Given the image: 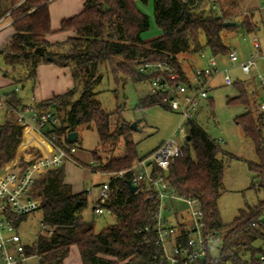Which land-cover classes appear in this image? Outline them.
<instances>
[{"label":"trees","instance_id":"obj_1","mask_svg":"<svg viewBox=\"0 0 264 264\" xmlns=\"http://www.w3.org/2000/svg\"><path fill=\"white\" fill-rule=\"evenodd\" d=\"M54 1L0 0V20L10 13L14 30L9 43L0 50L5 67L10 70L6 75L16 74L15 83H25L36 82L37 71L43 65L71 70L74 85L67 93L33 107L39 115L54 112L58 125L46 126L42 131L47 139L62 148L75 147L68 136L84 127L95 128L103 147L115 145L122 138L123 156L103 163L96 157L97 152L93 153L94 164L89 167L102 174L127 171L145 158L137 155L134 129L120 121L113 127L112 114L95 99L94 89L101 81L104 66L117 83H147L148 77L140 70L144 62L168 60L183 72L181 55L194 57L209 50L211 55L225 57L231 51L225 44V33L240 30L254 33L258 29L250 16L237 21L232 14L221 10L220 3L211 0H154V19L161 35L146 41L143 35L150 30L151 20L141 5H147L150 0H86L83 12L61 23L59 32L72 31L75 36L51 43L47 39L52 34L49 7ZM207 4L210 10L206 9ZM231 6L235 9L236 3L232 2ZM226 22L235 25L225 26ZM233 86L239 95L231 103L237 102L246 108L236 123L254 142L259 158L258 164L249 165L255 174L253 188L264 192V112L259 114L257 109L255 115L251 106V97L259 109L263 98L261 93L256 94L252 82H234ZM139 106L143 110L164 107L158 98L150 96L142 98ZM6 107L7 121L0 125V170L16 157L25 131L15 112L29 109L16 91L8 94ZM190 137L184 157L167 171L168 181L180 195L200 201L206 233L223 235L218 257H211L210 248L205 258L195 264H261L257 257L264 255V250L255 244L264 243V222L260 218L264 201L241 211L233 224L225 225L218 206L223 189L222 147L214 144L196 122L191 125ZM25 155L21 158V169L42 154L30 151ZM74 159L78 161L76 154ZM108 182L107 210L117 223L97 232L94 222H86L82 215L88 207L89 192L73 193L63 168L40 175L32 194L41 203L38 211L43 214L42 222L47 230L37 242L27 246L28 257L38 258L39 264H64L71 248L77 246L82 264H161L165 261L154 230L158 204L151 200L149 192L130 191L129 174L125 178L110 177ZM25 219H17V227Z\"/></svg>","mask_w":264,"mask_h":264},{"label":"rangeland","instance_id":"obj_2","mask_svg":"<svg viewBox=\"0 0 264 264\" xmlns=\"http://www.w3.org/2000/svg\"><path fill=\"white\" fill-rule=\"evenodd\" d=\"M66 1L67 0H55L51 3L53 5L52 10L59 6L61 2ZM231 1L232 0H216L217 3H220L219 7L222 8L221 10L227 13L233 11L236 18L242 15L244 11L252 13L254 20L261 27V30L258 31L257 34L262 42L264 40V27L261 11H259L258 8H251L250 0H237L238 6L235 9L230 5ZM263 6L264 0H261L260 7ZM141 9L150 16L151 20V28L143 35L144 39L149 41L159 37L161 33L154 19V0H150L147 5H141ZM206 9L210 10L208 4L206 5ZM53 18L56 20L59 19L55 14H53ZM10 20L11 19H8L3 25ZM12 32L13 29L9 28V30L0 33V43H4L5 45L7 43L5 42L6 35ZM229 33L230 32L224 34L225 44L230 49L236 50L240 58L242 54L247 52L250 46L249 42H244V36L249 38L252 37V35L243 32V30L237 31L235 36ZM3 48H0V50ZM205 54L209 57L211 56L209 50H206ZM189 58L190 57L186 55H181L179 57L185 69L189 68ZM263 62L264 59L260 60L250 75L243 74L240 67H233V64L230 63L227 58H225L222 63H219V66L220 71L228 67L230 68L229 75L234 82L252 81V83L254 82L257 84L256 75L258 73L264 75V71L260 69V65L263 64ZM6 72L7 68L4 65L3 57L0 53V78L6 83L4 88H0V95L17 92L18 88L19 91L17 94L22 98L23 103L27 106L33 104L34 81L28 80L25 83H15L13 78L16 74L9 73L8 76H5ZM213 85L216 88L210 93V99L202 102L195 122L212 140H224V144L221 145L222 152L220 155L224 161L223 189L218 200V206L223 223L225 225H231L238 218L241 211H247L249 208L259 206L260 202L264 201V192L258 188H253L255 174L249 169V165L259 163L255 144L244 135L243 130L236 123V119L246 113L244 105L237 102L231 103V100L238 97V89L236 86L224 85L222 74L217 75ZM23 86H25V88H22ZM257 87L258 86L255 88L256 94L259 95L261 93V98H263L264 94L260 85L259 91ZM147 89V83L133 84L131 81L117 83L107 66L102 68L101 81L94 89L95 99L101 103L106 112L112 114L111 122L113 127L116 126L117 121L126 123L130 128H132L134 124L137 126L136 130L133 132V140L136 144L139 158L149 156L161 144L167 142L172 137L179 142H184L187 137L186 134L181 136L176 133L181 122L177 113L169 111L161 106H153L144 110L140 108V100L146 96ZM251 98V106L254 107V114L256 115L257 109L258 111L260 110L259 114H262L263 111L261 108H257V103L254 102L253 97ZM6 121L5 108H3L0 111V125L4 124ZM183 128L185 133H189L191 126L189 123H183ZM78 133L79 140L75 142L78 164L67 162L64 165L65 168L64 166L61 168L64 170L66 180L68 179L74 186V189L81 193L89 192L88 207L82 215L86 222H94L96 231L101 232L117 223L116 218L108 212L102 216L92 217L93 200L99 195L100 185L104 182H108L110 177L97 171L93 172L91 170L92 167L89 166L94 164V152H97L96 157L103 163L123 156L125 148L124 141L121 138L115 145L103 147L100 144V138L95 128L84 127L81 128ZM262 135L264 137V128ZM40 146L44 147L42 141L37 140L30 131H24L16 157L6 166L20 168L21 158L26 157L25 154L27 152L33 151L35 154H42ZM260 218L261 221L264 222V210ZM42 220V212L37 211L27 216L21 223L19 233L25 243L30 245L34 244L38 236L46 233ZM256 246L262 247L264 250V243L257 242L255 244V247ZM220 248L221 244L214 246L210 251L211 257H218ZM260 256L261 255H258L257 259H260ZM24 264H39V261L38 258L32 257L24 262Z\"/></svg>","mask_w":264,"mask_h":264},{"label":"built area","instance_id":"obj_3","mask_svg":"<svg viewBox=\"0 0 264 264\" xmlns=\"http://www.w3.org/2000/svg\"><path fill=\"white\" fill-rule=\"evenodd\" d=\"M9 15L10 13L0 20V32L12 25V19L3 25L10 19ZM253 49V53L245 61H241L237 52L232 50L224 58H227L233 67H240L243 74L250 75L258 62L264 58V51L257 38L253 39ZM198 57L207 60V66H190L188 69L184 68L183 72L168 60L144 62L140 66L141 72L148 77L146 96L158 98L162 106L179 115L181 122L176 133L181 136H190V132L185 133L183 123H189L190 126L195 123L202 102L210 98L217 75H223L224 85L234 84L229 75V68L220 71L219 57H209L206 54H200ZM256 80L264 94V75L258 73ZM7 98L8 94L0 95V111L7 108ZM260 108L264 112V95ZM15 115L25 129L47 141L49 152L42 154L24 169L6 166L0 170V264H21L30 259L26 248L33 244L24 242L16 220L40 209V201L32 194L39 176L61 168L67 162L76 163V147L62 148L43 134L42 128L58 125L54 112L46 111L39 115L38 110L31 107L26 112L16 111ZM187 137L184 142L170 138L127 171L105 174L114 178H125L126 174H129V182L138 187V192L140 189L149 192L151 200L158 204L154 213V230L158 245L165 256V261L161 264H195L205 258L208 249L223 241V235L217 232L206 233L200 201L180 195L168 181L167 171L185 155L190 143ZM213 143L221 146L224 142L219 139L213 140ZM156 170L161 172L155 173ZM109 200L110 184L106 182L100 186L98 198L93 202L94 218L109 213ZM260 260L261 264H264V255Z\"/></svg>","mask_w":264,"mask_h":264},{"label":"crops","instance_id":"obj_4","mask_svg":"<svg viewBox=\"0 0 264 264\" xmlns=\"http://www.w3.org/2000/svg\"><path fill=\"white\" fill-rule=\"evenodd\" d=\"M59 1H61V0H59ZM211 1L212 2H216V0H211ZM85 2H86V0H67L66 2H61V4L59 6H57L56 8H53V10H52V6L53 5L52 4L50 5L49 9H50V16H51L52 34L49 35L47 39L51 43L64 42L68 38L75 36V33L72 32V31L64 32V33L59 32L60 28H61V23H62V21L66 20V19H70L72 17H75V16L79 15L81 12H83L84 6H85ZM232 2L236 3V8H237V6H238L237 0H232L230 2V5L232 4ZM260 2H261V0H250L251 6H252V7L251 6L250 7L251 8H258V10L261 11V15L263 17L262 22H263V27H264V6L260 7ZM232 12L230 14H232L231 16H233L235 20L240 21L245 16H250L252 18V20L258 26V29H257L256 32L248 33L249 35H252V37L248 36L249 38H247L246 36H244V38H243L244 42L247 41V42L250 43V46L247 49V52L240 56V59L245 61L251 56V54L254 51V49H253V39L257 38L260 41L261 48L264 51V40L261 42V39L259 38V36L257 34V32L261 30V27L254 20L252 13L244 11L242 13V15H240L238 18H236L235 13L234 12L232 13ZM53 14L58 16L59 19H57V20L54 19L53 18ZM59 24H60V27H59ZM9 28L13 29L11 26H9V27L5 28L4 30H2L0 33H3L4 31L9 30ZM57 28H59V29H57ZM236 32L237 31L230 32L229 34L235 36V34H237ZM243 32H246V31L243 30ZM13 35H14V30H13V32L11 34L6 35V37H5V42H7L6 44L9 43V41L11 40ZM5 45H4V43H0V48H3ZM231 50L237 52L236 50H233V49H231ZM238 56H239V54H238ZM224 59H225L224 57L219 58V63H222V61H224ZM188 63H189L188 64L189 67L190 66H207V60H201L198 56L190 57ZM186 69H188V68H186ZM260 69L262 71H264V62H263V64L260 65ZM7 72H10V70L7 69ZM5 76H7V75H5ZM250 82H252V81H250ZM5 85H6L5 81L0 78V88H4ZM73 85H74V81H73V77H72V74H71V70L69 68H58V67L53 66V65L40 66L38 71H37L36 82H34L33 96H32L33 104L29 105L28 107L31 108L37 103H40V102H43V101H48V100L52 99L54 96H56V95L65 94L73 87ZM256 86H258L257 88H258V91H259L260 88H259L258 83L257 84L254 83L253 89H254V87L256 88ZM22 88H25V86H23ZM215 88L216 87L213 85V89H215ZM5 114H6V117H8L6 112H5ZM26 130H28V129H25V131ZM28 131H30V130H28ZM30 132L35 136V138L37 140L42 141V143L44 144V147L40 146L42 154L48 153L49 152V147H48L47 141H45L43 138H41L36 133H34L32 131H30ZM223 142H224V140H223ZM77 162L78 161H76V164H78ZM64 168H65V166H64ZM66 183L71 185L73 193H75V194L81 193L80 191L74 189V186L68 181V179L66 180ZM104 183H106V182H104ZM104 183H102V184H104ZM99 190H100V187H99ZM96 199H94L93 202ZM92 217L94 218L93 214H92ZM64 264H82L81 254H80L79 248L77 246H73L71 248L70 255H69V257L67 258V260L65 261Z\"/></svg>","mask_w":264,"mask_h":264},{"label":"water","instance_id":"obj_5","mask_svg":"<svg viewBox=\"0 0 264 264\" xmlns=\"http://www.w3.org/2000/svg\"><path fill=\"white\" fill-rule=\"evenodd\" d=\"M233 25H235V23H233V22H226L225 23V26H233ZM237 25H241L240 23H237ZM1 54H2V52H1ZM136 125L134 124L133 126H132V129H134V130H136ZM69 140L72 142V143H74V142H76L77 140H78V138H79V133L78 132H74V133H71V134H69ZM187 140L188 141H190L191 140V137L190 136H188L187 137ZM128 187H129V189H130V191L132 192V193H137L138 192V187H135V186H133L132 184H131V182H128Z\"/></svg>","mask_w":264,"mask_h":264}]
</instances>
